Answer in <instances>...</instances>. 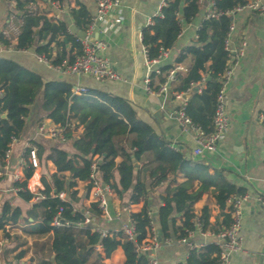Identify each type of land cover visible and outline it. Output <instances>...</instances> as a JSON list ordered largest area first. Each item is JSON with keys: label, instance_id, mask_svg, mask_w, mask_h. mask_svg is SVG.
I'll use <instances>...</instances> for the list:
<instances>
[{"label": "trees", "instance_id": "1", "mask_svg": "<svg viewBox=\"0 0 264 264\" xmlns=\"http://www.w3.org/2000/svg\"><path fill=\"white\" fill-rule=\"evenodd\" d=\"M13 1V10L21 18L19 33L15 38L16 49L33 48L35 53L43 54L57 63L64 58L72 59L79 52L77 34L70 32L63 20H54L45 11H32L26 6L37 0ZM61 1V0H59ZM244 0H215L217 8L229 10ZM200 9L199 0H165L162 17L153 16L152 23L141 29V43L148 50L149 57H155L160 49L172 48L183 24L191 22ZM70 18L78 30H85L90 22V14L83 4L69 9ZM230 16L217 19H203L197 29L196 39L181 49L175 62L189 60L184 72L178 71L175 80L170 83L172 93H189L185 100V113L192 123L204 131L212 130L216 98L221 88V77L227 64V51L224 39L230 24ZM10 41L0 35V44L7 46ZM58 47L53 51L52 46ZM171 64L160 67L159 74L151 75L153 81L162 82ZM203 81L200 91L191 85ZM156 87V86H155ZM70 84L61 81H43L41 76L12 58L0 56V178L1 168L5 164L4 155L12 138H18L25 126L26 118L34 111H41L37 121L48 118L52 123L64 127L63 136L70 141L71 151L52 145L43 155L42 146H36L39 159L50 160L55 171L49 175L50 185L44 180V190L40 198L26 212L29 232L37 235L50 234L49 258L41 256L38 264H104L117 246L123 250L125 259L119 264H149L148 254H136L132 241L114 236H102L88 230H76L70 226H54L52 220L60 219L74 224L82 219L81 208L75 207L76 185L78 181H87L92 157L101 156L99 171L102 182L109 184L121 195L130 191L129 202H142L141 208L132 212L138 232L137 241L146 235L145 227L149 208L148 192L177 173L185 180L174 186L167 184L162 204L154 214V220L161 237H182L185 230L192 229L194 219L198 218L202 228L212 227L209 222V208L203 206L196 215L193 204L211 186L215 204L224 210L227 197L239 193L234 186L224 181L213 182L212 176L200 162L187 160L179 150H172L169 142L158 135L146 122L142 121L132 106L123 98L90 89L84 94L72 95ZM5 113V117L2 114ZM81 126L79 135H72V128ZM120 157L119 162L115 158ZM142 161V167L136 168L135 162ZM31 167L23 169L24 179L13 182L17 186L16 195L23 201H30L34 195L27 190V179ZM115 174L118 175L115 181ZM199 186L193 190V183ZM213 184V185H212ZM89 190V185L86 191ZM63 192L67 199L50 196ZM90 210L99 215L95 203ZM176 215H180L179 223ZM22 217L18 205L4 200L0 206V230L7 232ZM229 214L223 213L220 225L229 223ZM114 255V254H113ZM23 256L20 251L18 258ZM217 248L207 245L198 252L189 251L184 263L176 264H213Z\"/></svg>", "mask_w": 264, "mask_h": 264}, {"label": "crops", "instance_id": "2", "mask_svg": "<svg viewBox=\"0 0 264 264\" xmlns=\"http://www.w3.org/2000/svg\"><path fill=\"white\" fill-rule=\"evenodd\" d=\"M161 1L121 0L119 11L116 14L120 17V21L115 23L111 15L107 19V26L98 23L92 30L90 39L92 37V41L100 39L104 42L102 52L111 61L113 69L120 75L118 80L99 82L85 75L75 76L57 72L38 62L33 56V48L24 52L0 49V56L14 59L39 74L43 81L66 82L71 88L79 84L95 92H103L125 99L142 121L148 123L158 135L169 142L172 150H179L187 160L200 162L204 171L212 176L214 183L224 181L234 186L239 193L246 194L248 199L243 206L239 227L241 249L230 255L229 264H264V164L262 160L264 127L256 118L257 112L264 111V15L244 10L234 16L235 31L229 46L231 49H236L242 41L245 42V46L224 89V106L228 124L216 150L193 157L194 141L191 134L182 129L174 114L181 100L171 97L170 94L163 98L144 90L143 79L146 68L143 63L142 43L139 35L147 21L152 19ZM207 2V0H200L197 15L191 22L182 25L175 45L168 50L165 64L177 63L175 62L177 53L196 39L197 28L203 20ZM32 3H28L26 7L34 11H45L47 16L54 20L65 21L68 30L78 36L82 35L87 28L78 30L75 27L70 18L69 9L83 4L90 17L96 14V5L93 0H61L59 8L54 7L48 0H37ZM13 7V1L0 0V30L7 28L11 14L16 17L13 23L21 20ZM102 25L106 27L105 32L99 30ZM52 49L56 51L58 47L53 45ZM177 64L182 67L179 71L184 72L189 65V60ZM158 83L155 78L153 87ZM41 114H43L41 111H34L26 118L24 129L13 144L8 167L1 168L3 177L7 180H11L18 157L28 141L39 143L43 148V155L52 145L68 151L72 150L69 140H61L62 142L59 140L61 144H58L54 138L37 133V126L41 122L52 124L48 118L38 122L37 119ZM72 130V135L76 136L82 132V127L73 126ZM120 160V157L115 158L116 163ZM39 161L41 167L38 170L44 175H50L55 171V166L50 160L39 159ZM134 166L141 168L142 161L135 162ZM114 179L117 181V174ZM184 180L183 174L177 173L174 177L169 175L165 182L152 187L148 192L149 208L156 212L157 207L162 204L161 197L165 195L167 184L174 186ZM87 185V181H78L75 187L76 197L84 204L79 206L81 209L90 206L91 203L89 191H86ZM198 186L199 182L195 181L193 190ZM213 186L193 204L196 215L200 214L203 206L209 208V222L212 225L208 228L210 230L221 226L223 213H227L226 204L224 210L219 209L215 204L212 195ZM12 187V180L11 184L0 186V196L9 191L13 192ZM129 195V190L118 195L112 188V193L108 196V210L111 218L108 221L100 220L99 224L107 228L118 229L126 221L129 210L138 211L142 202L130 203ZM11 196L5 199L9 203ZM179 218L180 215H176L177 223H179ZM195 239L201 240V237L196 235ZM155 255L161 264L184 263L188 250L186 245L172 243L162 245L156 250ZM110 257L112 258L110 259L111 264L122 263L125 259L120 246L116 247ZM104 260H109V258H104Z\"/></svg>", "mask_w": 264, "mask_h": 264}, {"label": "built area", "instance_id": "3", "mask_svg": "<svg viewBox=\"0 0 264 264\" xmlns=\"http://www.w3.org/2000/svg\"><path fill=\"white\" fill-rule=\"evenodd\" d=\"M54 7H60L59 0H48ZM96 5V14L90 17V22L85 32L76 37L79 42L80 49L72 59L64 58L57 63H53L50 58H47L43 54L35 53L33 50L34 58L49 68L62 73H67L75 76H89L96 81L106 82L110 80L120 79V75L113 69L111 61L106 58L102 52L104 48V42L100 39L91 40L90 36L95 25L98 23L105 24L107 26V19L113 15V21L118 23L120 17L116 16L119 11L121 0H93ZM207 9L203 19L214 18L217 19L221 16H230L231 21L228 26L225 39L224 48L227 51V64L223 70L221 77V88L216 98V104L214 114L212 117V130L209 132L204 131L200 126L195 125L191 122L189 117L185 113V100L182 98L183 93H172L176 99L181 100V103L177 106L174 111L176 119L179 121L182 129L191 134L194 141V147L192 149V156L199 157L204 152H212L216 150L218 142L223 136V133L228 124V118L224 106V89L233 73V68L237 63L238 58L243 54V47L245 42L242 41L240 46L236 49H231L229 44L232 41V36L235 31V14L247 10L251 13L264 15V0H244L243 3L236 5L232 9L222 10L216 7L215 0H207ZM200 2V0H199ZM33 4V3H31ZM165 5V0H162L157 6L154 15L162 17V7ZM29 8V7H28ZM30 9V8H29ZM34 11L33 9H30ZM15 15L11 14L9 17V25L7 28L0 30V35L7 38L10 43L7 46L0 44V49L6 51L24 52L28 49H16L15 38L19 33V26L21 20L13 23ZM152 23V19L148 20L146 25ZM104 25V26H105ZM200 25L198 26V28ZM197 28V29H198ZM102 32L106 31V27H99ZM141 39V31H140ZM197 37V33H196ZM195 37V38H196ZM30 49V48H29ZM143 63L146 68L145 76L143 79L144 90L147 93L155 94L165 98L170 93V83L175 80L176 73L182 69L180 64H173L168 69L165 79L159 82L156 87L151 85V75L159 74L160 67L165 64L168 57L169 49H160L159 53L155 57H149L148 50L142 45ZM203 85V81L194 83L191 85L192 89L200 91ZM72 95L84 94L88 89L83 85H75L71 89ZM1 96V92H0ZM257 120L264 127V111L256 113ZM37 133L44 135L49 138L64 140V127L57 124H46L41 122L37 126ZM16 138H12L8 149L5 152L4 159L5 164L3 168H7L11 151ZM262 160L264 164V137L262 144ZM102 162L101 156H93L89 166V176L87 183L89 185V197L91 203H95V208L99 210V215L94 214L90 210V206L81 209L82 219L76 223L69 224L60 219L59 209L58 215L54 216L52 225L54 226H72L76 230H88L90 232L99 233L102 236H114L121 239H126L134 243L133 251L138 255L140 253L148 254L149 264H161L155 255L157 249L162 245L168 244H183L187 246V250L198 252L204 249L207 245H213L217 248V256L213 264H229L230 255L241 249V239L239 236V227L242 217V210L244 203L247 201L248 196L243 193L233 192L226 199L227 213L229 214V223L221 225L215 229H203L198 218L194 219L192 229L185 230V235L182 237H161L158 232L154 214L155 212L148 208L147 214V225L145 227L146 235L141 241H137V229L134 220L131 217L132 212L129 210L127 213V219L118 229L107 228L104 225H100L99 221L110 220V214L108 210V196L112 193V188L109 184L102 182L101 174L99 171V164ZM31 167L32 172L30 177L27 179L26 188L35 197L40 198V191L44 190V180L50 185V179L44 175L40 170L41 163L37 156L36 146L31 141L25 143L22 152L20 153L16 169L13 171L11 180L12 182L22 181L24 179L23 169ZM17 186H13L12 190L16 192ZM50 196L58 197L59 199H67V195L63 192L58 194L51 192ZM9 226L6 225L5 229L8 231ZM199 235L201 240L195 239V236ZM176 264V263H168Z\"/></svg>", "mask_w": 264, "mask_h": 264}, {"label": "rangeland", "instance_id": "4", "mask_svg": "<svg viewBox=\"0 0 264 264\" xmlns=\"http://www.w3.org/2000/svg\"><path fill=\"white\" fill-rule=\"evenodd\" d=\"M55 140L58 144L62 142L61 139ZM59 140L61 142H59ZM17 146H19V144H17ZM46 176L49 178V174H46ZM5 181L8 182L5 183ZM9 183L11 184V180H7L6 177L0 178V186L4 187ZM13 192L9 191L7 194L0 196V206L5 199H8L6 197L12 195L9 201L12 205H19L22 211V217L17 224L9 227L7 232L0 230V264H38L41 256L50 257L48 248L51 235L46 234L40 236L29 232V226L26 222V217L28 216L26 210L33 206L37 198L34 195L30 201L26 202L18 195H15L16 192H14V194ZM83 205L80 199L74 203L75 207ZM20 251H23V256L18 258L17 256ZM111 257H108L109 260L103 259L102 262L104 264H111Z\"/></svg>", "mask_w": 264, "mask_h": 264}, {"label": "water", "instance_id": "5", "mask_svg": "<svg viewBox=\"0 0 264 264\" xmlns=\"http://www.w3.org/2000/svg\"><path fill=\"white\" fill-rule=\"evenodd\" d=\"M235 15H236V14H235ZM91 39H92V37H91ZM188 96H189V93H184V94L182 95V98H183L184 100H186V99L188 98ZM2 117H5V113L2 114ZM135 166H136V164H135Z\"/></svg>", "mask_w": 264, "mask_h": 264}]
</instances>
